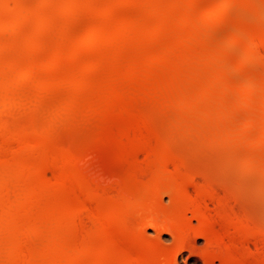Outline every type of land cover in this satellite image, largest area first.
<instances>
[{
	"label": "bare ground",
	"instance_id": "obj_1",
	"mask_svg": "<svg viewBox=\"0 0 264 264\" xmlns=\"http://www.w3.org/2000/svg\"><path fill=\"white\" fill-rule=\"evenodd\" d=\"M179 135L264 176V0H0V264H175L197 235L206 264H264V229Z\"/></svg>",
	"mask_w": 264,
	"mask_h": 264
},
{
	"label": "rangeland",
	"instance_id": "obj_2",
	"mask_svg": "<svg viewBox=\"0 0 264 264\" xmlns=\"http://www.w3.org/2000/svg\"><path fill=\"white\" fill-rule=\"evenodd\" d=\"M251 14H254V13H251ZM230 16L232 18H234L235 14L233 13V14L229 15V17ZM226 17H228V15L224 17L225 21H227ZM231 22H232L231 20L228 21L229 26H228V24H226V22H224L226 25L222 23V25H215L216 27L210 26V28H212V27L215 28V31H218V33L214 32L213 28H212L213 30L212 29L210 30L208 28L209 25H207L208 26L207 28L211 32L213 31L212 33L216 34L217 39L219 38L218 41L225 42V41H227L225 39H227L229 37L228 35L230 34V32L231 33L233 32V27L230 24ZM223 26H224V28H222ZM230 26L232 29L230 28ZM229 28H230V30H229ZM219 29H222V30H219ZM225 37H227V38H225ZM236 72H237V74H236ZM234 73H235V75H234ZM234 73H233L232 78H231V83L235 86V84H239V83L241 84L243 82L242 80H245L244 79L245 75L243 73L237 71V70ZM235 79H237V80H235ZM233 80H235V81H233ZM236 98H237V95L231 94L228 98V102H231L230 100H232V102H235L237 100ZM226 101H227V99H226ZM145 109H147V108L145 107ZM147 111H148V109H147ZM242 112H244V111H242ZM244 114L246 116L248 115V113L247 114L244 113ZM244 114L243 113L238 114V117L240 120H242V117L244 116ZM243 118H245V117H243ZM170 120L172 121L173 118L172 117H170L169 119H168V117L165 118V122L169 123V122H171ZM179 136L181 139L182 138L181 136H183V135H179ZM179 136H176L175 140H174V141L178 142L177 145L180 144L179 148H181V146L183 147L179 150L180 151L182 150L183 152L186 150L185 152L187 154L184 152L186 157L188 154L190 155V156L188 155L187 158L189 159L188 160L189 163H190V161L194 162V163H191V166H192V168L196 167L194 169L196 171V173H198V170H199V169L197 170V168L201 169V170H199V173L197 174L198 180L206 182V180H204V178L207 177L208 179H211L212 181L215 182V183L213 182L214 183L213 184L212 181L209 180V182H211L212 185L216 189L219 190V192H222V194L229 193V194L235 195V197H237V198L234 197V199H237V200L235 202L232 200V202H234V204L236 206V207L234 206L235 209L236 208L239 209V207H240V211L242 212V208H244L243 213L248 214L249 216L251 215L250 216L251 222L253 224H256L258 227L261 226V228L264 229V227H263V225H264V183H263L264 182V176H262L263 174L260 175V172L257 170H253V172L251 170H249L250 172H247L246 170H248V168L245 170V167H241V164L244 162L243 159H245V157L247 156L248 153L246 151H240V150H239L240 152L237 151L238 152L237 153L234 150L236 152L234 155L233 150H231L232 146L231 147H229V146L223 147L222 144H220V147H219L215 143H213V145H212L213 138L209 135H206V137H205V135H203L202 138H201V136L191 137V138L195 137L196 139L194 138V140H190V137H189L188 141H185V140H187V138L185 136V138H182L183 140L185 139L184 140L185 142L179 140L178 139ZM207 136H209V138ZM197 137L200 138V139L198 138L199 140L204 139V141L203 140L197 141ZM179 141H181V142H179ZM182 142H184V143H182ZM188 142H189V145L192 147L196 146L197 144L198 145H197V147H194V148L191 147L190 148L189 145L187 144ZM195 142H197V143H195ZM204 142L206 144H204ZM200 143H201V145H200ZM110 144L98 145L97 148L99 149L98 152L100 154L101 160L104 162V164L106 165L107 168H110L111 170H113L114 172H116L118 174L121 172L120 173L121 176L122 175L126 176L127 165L122 163V162H121V164L119 163V161H120L119 160V156H120L119 154L121 153L120 149L117 148L115 145L112 144V146H111ZM199 145H200V147H199ZM113 146H114V148L115 147L116 148L113 149ZM208 146L211 148H209ZM233 147H236V146H233ZM233 147H232V149H234ZM105 148H109V149H105ZM199 148H201V149H199ZM112 149L114 151H112ZM202 149H203V151H202ZM117 150L119 151V154L117 153ZM242 150H244V148ZM190 151H195V153L200 152V154H195L193 152L191 153ZM115 153H116V155H115ZM113 156H114V159L116 161L113 159ZM234 156H235V158H234ZM190 157L192 158V160H190ZM193 157L195 159H193ZM241 160L243 162H241ZM195 161L199 164H196ZM226 165H228V167ZM244 165L245 164L243 163L242 166H244ZM125 166H126V168H125ZM227 168H229L230 170ZM241 168L242 169L244 168V169L241 170ZM202 169H203V171H202ZM204 172L205 173L207 172V173L205 174ZM202 176H203V180L201 179ZM204 176H206V177H204ZM210 176H212V178ZM216 181H219L220 183L219 182L217 183ZM209 182H208V184H210ZM227 185H228V188H227ZM219 186L223 187L225 189L222 188V190H221V189H219L220 188ZM228 190H232L233 193L228 191ZM234 190H235V192H238V193L234 194L235 193ZM229 194H227V195L229 196ZM237 195H239V196H237ZM161 199H162V202L166 206H169L172 204V200H170V196L166 193L164 195H162ZM244 210H246L247 212L245 213ZM193 223L198 225L196 220H194ZM259 223H261L262 225ZM146 233L148 235V238L150 239V241L152 240V242L159 239L161 247L164 249L165 248L170 249V248H173L175 246V243H176L175 239L176 238L172 233L165 232V231L162 232V231H159V230L154 229L152 227H148L146 229ZM207 244H208V241L201 235H197V236L192 237L190 239L189 243L185 246V248L176 255V263L175 264H206L205 259L203 257V252H204L203 250H205V248L207 247ZM250 246H251V248L253 247V249L256 248L255 245H253V244H251ZM218 262L219 261H216L215 264H220V262L219 263Z\"/></svg>",
	"mask_w": 264,
	"mask_h": 264
}]
</instances>
